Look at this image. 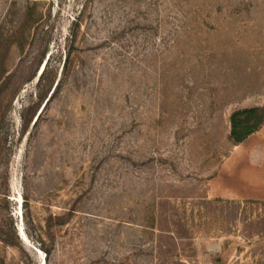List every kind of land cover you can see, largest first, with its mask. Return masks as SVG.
Segmentation results:
<instances>
[{"label":"rangeland","instance_id":"1","mask_svg":"<svg viewBox=\"0 0 264 264\" xmlns=\"http://www.w3.org/2000/svg\"><path fill=\"white\" fill-rule=\"evenodd\" d=\"M250 108L264 0H0V264H264Z\"/></svg>","mask_w":264,"mask_h":264},{"label":"trees","instance_id":"2","mask_svg":"<svg viewBox=\"0 0 264 264\" xmlns=\"http://www.w3.org/2000/svg\"><path fill=\"white\" fill-rule=\"evenodd\" d=\"M230 126V141L236 146L241 145L264 126V109L238 110L231 115Z\"/></svg>","mask_w":264,"mask_h":264},{"label":"bare ground","instance_id":"3","mask_svg":"<svg viewBox=\"0 0 264 264\" xmlns=\"http://www.w3.org/2000/svg\"><path fill=\"white\" fill-rule=\"evenodd\" d=\"M22 230V229H21ZM25 235V234H24Z\"/></svg>","mask_w":264,"mask_h":264}]
</instances>
